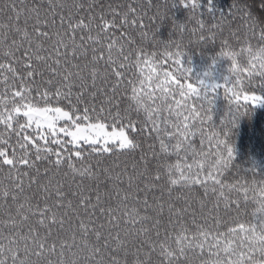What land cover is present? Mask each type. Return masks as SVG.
<instances>
[{
  "label": "snow or ice",
  "instance_id": "obj_1",
  "mask_svg": "<svg viewBox=\"0 0 264 264\" xmlns=\"http://www.w3.org/2000/svg\"><path fill=\"white\" fill-rule=\"evenodd\" d=\"M162 4L0 0V264H264V219L239 220L242 204L264 213V180L224 179L232 129L264 104V71L253 62L202 87L181 42L197 30L189 43L215 42L224 15L205 35L200 0ZM177 4L198 28L173 19L181 42L161 41ZM245 23L264 44V23ZM218 89L230 105L219 126ZM222 211L237 213L225 231Z\"/></svg>",
  "mask_w": 264,
  "mask_h": 264
},
{
  "label": "trees",
  "instance_id": "obj_2",
  "mask_svg": "<svg viewBox=\"0 0 264 264\" xmlns=\"http://www.w3.org/2000/svg\"><path fill=\"white\" fill-rule=\"evenodd\" d=\"M154 3L161 4V11L165 12L162 0H154ZM201 14L206 22V29L204 34L207 35V29L211 24L220 22V15H224V30L222 34H218L215 42L204 43H189L190 40H195L200 35L199 30L192 35L190 31L184 33L183 41H179V30L173 29L172 20L177 23H184L187 29H192L198 26L195 20H190L188 13L189 9L177 4L176 7L170 8L165 18L160 25V20L157 18L152 23L150 31H157V25H160L156 33L157 38L161 41H168L169 39H177L181 42L182 50L185 52L183 62L186 66L192 68L191 76L200 79L203 72L215 61V72L213 79L216 78V83L223 84L225 77L229 76L228 67L230 61L221 59L217 62V53L224 47L221 43L223 39H228L229 44L233 49L240 50L244 48L245 40L249 44L259 45V41L253 36L252 32L248 31L246 27V17L250 13L251 16L258 21L264 23V0H212L209 5L208 0H200ZM208 7L213 9V14L216 15V20L212 19V14L208 13ZM155 13V9L150 12V15ZM199 16V14H197ZM145 23H148L146 20ZM264 27V25H260ZM259 32V27L256 29ZM236 35L233 36L232 33ZM147 51L151 52L153 49L151 45H145ZM158 53L156 59L160 60V52L164 50L162 44H158L155 49ZM175 51V46L171 49ZM246 63V61H245ZM133 71H136L135 69ZM148 68L145 67L147 74ZM251 91V90H250ZM129 91V95H130ZM230 105L223 96V90L218 89L214 96L212 107V124L219 126L226 112H228ZM232 139L234 144V160L233 169L226 173L224 179L227 182H235L241 177H245L249 182L252 179L264 180V104L257 105L251 111L242 117L237 127L232 129ZM146 147V145H145ZM258 207L257 204L249 203L247 206L242 204L239 220L241 222H254L259 225L264 214L257 213L252 216L253 210ZM221 217L227 222L222 226L221 231H225L227 226L232 225V219L237 216L235 211L225 214L223 211L220 213ZM187 227L190 231H195V227L191 224L190 217L186 218ZM174 234V233H173ZM163 236V231L161 233ZM171 243V241H170ZM198 264V262H197Z\"/></svg>",
  "mask_w": 264,
  "mask_h": 264
},
{
  "label": "clouds",
  "instance_id": "obj_3",
  "mask_svg": "<svg viewBox=\"0 0 264 264\" xmlns=\"http://www.w3.org/2000/svg\"><path fill=\"white\" fill-rule=\"evenodd\" d=\"M245 51L233 49L230 45L227 46L226 49L220 50L217 53L216 60L217 62L221 59H227L230 61V65L228 67L229 77L238 76L243 70L249 66L250 63H255L257 67L264 71V44H249L247 39L245 40ZM184 51V50H183ZM246 61V63H245ZM190 67V66H189ZM215 72V66L210 65L202 74L200 80L204 81L202 87L211 89L216 86L215 80L213 79ZM185 74L184 72L181 73ZM187 75L191 76V72H187ZM194 81L197 79L192 77ZM151 100V97H148L145 102ZM160 102L157 103L159 107ZM249 112L251 109L248 110ZM253 212H259V206L253 210ZM264 214V213H262ZM253 239L257 242L261 239H264V236H261L260 232L254 234Z\"/></svg>",
  "mask_w": 264,
  "mask_h": 264
},
{
  "label": "rangeland",
  "instance_id": "obj_4",
  "mask_svg": "<svg viewBox=\"0 0 264 264\" xmlns=\"http://www.w3.org/2000/svg\"><path fill=\"white\" fill-rule=\"evenodd\" d=\"M214 80H215V82L217 81V79H216V78H214Z\"/></svg>",
  "mask_w": 264,
  "mask_h": 264
}]
</instances>
